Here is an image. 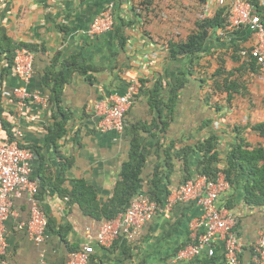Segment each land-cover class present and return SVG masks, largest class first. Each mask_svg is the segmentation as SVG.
<instances>
[{
    "label": "crops",
    "instance_id": "crops-1",
    "mask_svg": "<svg viewBox=\"0 0 264 264\" xmlns=\"http://www.w3.org/2000/svg\"><path fill=\"white\" fill-rule=\"evenodd\" d=\"M257 1L264 10V0ZM111 2L114 29L91 34L94 18ZM219 8L220 4L207 0H0V34L8 36L13 46L29 45L35 54L34 76L28 84L32 99L16 120L15 89L21 81L13 59L9 62L7 53H0V143L10 139L5 122L21 131L20 143L33 152L36 198L48 218L46 238L36 242L26 228H19L30 218V194L13 199L16 214L6 221L4 255L10 264H68V255L96 236L107 219L62 195L53 184L72 191L76 181L83 180L94 188L102 206L113 196L135 136L146 155L141 193L148 194V182L164 164L160 209L134 238L123 235L108 248L92 241L90 264H224L221 244L214 257L203 252L193 260L177 261L178 252L202 232L201 211L193 201L175 202L166 209L187 177L202 175L204 154L198 144L208 134L220 136L217 149L224 166L238 142L236 127L249 125L245 116L251 124L264 122V68L254 71L246 59L234 61L230 52L235 42L242 47L254 44L248 28H240L232 37L221 36L220 28L212 29L210 53L194 60L195 69L191 56L171 55V44L185 41L197 30L199 13L213 18ZM221 59L228 69L245 67L241 81L246 90L235 93L231 102L223 87L216 86L215 79L222 78L213 76ZM74 61L87 71L71 70L60 104L53 103L45 77L53 63L54 70L61 71ZM132 80L139 83V92L127 111L126 129L102 131L94 104L125 93ZM62 111L69 116L67 133L56 143L49 142V128L62 118ZM136 126L142 129L135 130ZM243 134L251 145L264 146V136L257 131L247 128ZM172 144V166L166 167L165 152ZM245 182L239 177L219 196L217 205L234 214L244 245L242 264H251V245L264 224V206L246 202Z\"/></svg>",
    "mask_w": 264,
    "mask_h": 264
},
{
    "label": "built area",
    "instance_id": "built-area-1",
    "mask_svg": "<svg viewBox=\"0 0 264 264\" xmlns=\"http://www.w3.org/2000/svg\"><path fill=\"white\" fill-rule=\"evenodd\" d=\"M212 2L228 7L227 25L224 30H220L221 36L232 37L240 28H248L254 36V44L242 47L240 54L246 60H256L260 68H264V16L259 11L261 4L252 0H231L230 3L227 0H207V3ZM114 9V3L111 2L94 18L89 32L98 35L112 31L115 27ZM198 18L204 20L206 13L204 11L199 13ZM34 60V52L26 47L17 48L13 53V69L21 81V85L15 89L16 120L32 99L28 84L34 76ZM138 92L139 83L132 80L125 93L112 95L108 100L97 101L94 110L100 118L99 128L102 131L125 130L127 111ZM13 131L14 139L0 143V264H10L4 256L8 245L6 221L16 214L13 201L15 197L25 193H29L31 197L30 218L25 224H19V228H26L36 242L45 240L48 228L47 215L36 198V182L31 178L33 152L21 146V131L18 128H14ZM230 188L231 183L225 174L220 172L214 179L208 178L205 174L189 179L173 192L174 197L166 209L169 210L175 202L193 201L201 211L198 224L202 227V232L195 242L178 252L177 261L193 260L203 252L209 257H214L218 244H221L224 264H242L244 245L236 229L237 220L228 208L217 205L219 196ZM159 209L158 202L152 200L148 194L136 195L120 217L104 221L96 236L90 238L82 250L68 255V264H90V256L94 253L92 241L108 248L123 235L134 238ZM251 247V264H264V224Z\"/></svg>",
    "mask_w": 264,
    "mask_h": 264
},
{
    "label": "trees",
    "instance_id": "trees-1",
    "mask_svg": "<svg viewBox=\"0 0 264 264\" xmlns=\"http://www.w3.org/2000/svg\"><path fill=\"white\" fill-rule=\"evenodd\" d=\"M252 1L259 4L257 0ZM262 10L261 8L259 9L261 15H264V10ZM228 13V7H222L216 11L213 18H205L204 20L199 19L197 30L188 36L185 41L171 44V55L174 58H178L180 55L191 56L190 64L193 69H195L194 60L198 61L203 55L210 53V47L208 45L212 38L210 31L216 28L224 30L227 25ZM123 41L125 42V38L122 36V42ZM11 43L8 36L0 34V53H7L9 62L13 59L15 47L21 48V46H24L34 52L27 44L13 46ZM240 50H242L240 43L235 42L232 44L230 52L232 51V58L236 62L242 59ZM246 61L248 65H250V69L254 71L260 67L254 59ZM54 68L55 63H53L47 73L45 83L51 89V101L59 105L63 87L68 81L71 70L84 68V71H87V68L82 64H77L76 61L71 65H66L61 71H56ZM193 69H191V71H193ZM243 69H245V67L228 69L225 66V60L221 59L219 68L213 74L214 77L217 76L222 78V80L218 81L215 79V83L217 88L220 89V87H223V91L228 94V102H231L235 93H242L243 90H246V85L241 81L243 75L241 71ZM175 94L177 95V92H175ZM0 109L2 110L1 104ZM62 112V118H56L54 124L49 128V142L56 143L57 139L67 133L69 116L65 111ZM209 123L210 121H207L205 125ZM166 124L167 122H164V125ZM5 128L10 139H14L13 125L5 122ZM139 128L142 129L141 126H136L135 130ZM247 128L257 131L262 137L264 136V122L249 124L244 127L237 126L236 129L239 134L238 142L233 150L227 154L224 166H220L221 157L217 149L220 138L218 134H208L207 138L199 142L198 147L204 154L201 160L199 173L214 179L220 172H223L231 185L238 182L239 177H245L246 202L250 205L264 206V146L261 144L253 146L246 140L243 132ZM21 146L23 145L21 144ZM173 149L174 144L166 149L164 160L166 167L172 166L171 159L174 158ZM185 151L186 149H183L182 153ZM178 155L180 156L181 154ZM67 161L69 162V160ZM145 166L146 155L143 152L140 138L135 136L131 142L129 159L123 163L119 178L114 187L113 196L108 201L104 202L102 206L97 202L94 188L86 184L83 180L76 181L72 191H67L58 184H53V186H56V189L62 195L68 196L69 198L71 196L76 202L82 203L89 212L95 213L98 217L110 220L116 218L119 213L125 212L133 198L141 192H144L145 182L142 174ZM164 172V164H161V166L157 167L153 178L148 182L146 187V191L150 198L157 202H161L159 189L165 178ZM189 178L190 177H187L185 182L189 180Z\"/></svg>",
    "mask_w": 264,
    "mask_h": 264
},
{
    "label": "rangeland",
    "instance_id": "rangeland-1",
    "mask_svg": "<svg viewBox=\"0 0 264 264\" xmlns=\"http://www.w3.org/2000/svg\"><path fill=\"white\" fill-rule=\"evenodd\" d=\"M244 121L248 122L249 124H251V122H252L251 119L247 116H245Z\"/></svg>",
    "mask_w": 264,
    "mask_h": 264
},
{
    "label": "clouds",
    "instance_id": "clouds-1",
    "mask_svg": "<svg viewBox=\"0 0 264 264\" xmlns=\"http://www.w3.org/2000/svg\"><path fill=\"white\" fill-rule=\"evenodd\" d=\"M236 32H237V31H236ZM236 32H235V33H236Z\"/></svg>",
    "mask_w": 264,
    "mask_h": 264
}]
</instances>
